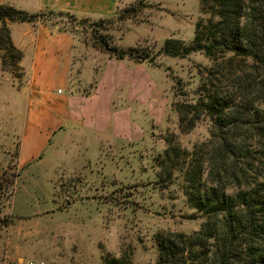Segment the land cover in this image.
<instances>
[{"label":"rangeland","instance_id":"obj_1","mask_svg":"<svg viewBox=\"0 0 264 264\" xmlns=\"http://www.w3.org/2000/svg\"><path fill=\"white\" fill-rule=\"evenodd\" d=\"M130 1L129 6L138 10L134 16L121 19L128 6L123 7L115 18L99 22L97 29L65 16H45V22L71 31L76 42L92 48L101 35L109 38L112 47H140L149 56L166 39L185 44L193 40L201 17L199 0ZM2 55L0 51V264H104L105 258L156 264L154 235H190L199 229L205 218L186 202L185 184L177 171L182 163L168 181L160 183L155 158L162 155L171 133L188 153L208 143V119L181 134L177 116L170 112L165 129L151 131L146 124L144 137L124 146L116 142L114 148L85 133L82 140L74 139L79 143L71 139L64 152L55 155L48 150L42 162L18 169L16 127L24 104L15 93L23 85L24 73L18 78L2 70ZM211 65L199 53L182 59L160 56L151 72L167 92L172 110V103L180 101L173 95L175 84L192 98L199 75ZM247 150L255 175L259 169L253 159L258 158L264 168V141H249ZM234 192L233 186L226 188V193Z\"/></svg>","mask_w":264,"mask_h":264},{"label":"trees","instance_id":"obj_2","mask_svg":"<svg viewBox=\"0 0 264 264\" xmlns=\"http://www.w3.org/2000/svg\"><path fill=\"white\" fill-rule=\"evenodd\" d=\"M199 5L201 17L189 44L166 39L149 56L140 47H112L109 38L98 35L93 48L115 60L151 67L160 56L182 59L199 53L212 61L199 75L192 98L175 84L173 95L180 101L171 106L181 134L208 119L209 142L188 153L171 133L162 155L155 158L160 183L168 181L182 163L177 171L185 184L186 202L205 221L190 235H154L156 264H264V168L258 158L253 159L259 169L253 174L247 150L249 141H264V0H199ZM137 12L128 6L119 17L129 19ZM45 16H65L79 24L62 12L29 14L0 4L2 70L18 78L23 73L22 53L12 44L6 23L45 22ZM99 22L103 20L90 25L97 29ZM228 186L235 192L226 193ZM104 264L125 263L105 258Z\"/></svg>","mask_w":264,"mask_h":264},{"label":"crops","instance_id":"obj_3","mask_svg":"<svg viewBox=\"0 0 264 264\" xmlns=\"http://www.w3.org/2000/svg\"><path fill=\"white\" fill-rule=\"evenodd\" d=\"M0 4L29 14L62 12L90 24L115 18L132 2L0 0ZM6 26L12 44L22 53L24 73L23 85L15 93L24 104L16 127L18 169L42 162L48 150L55 155L64 152L71 139L82 140L85 133L114 148L116 142L124 146L144 137L146 124L151 131L167 127L171 100L151 72L156 67L109 58L76 42L71 31L47 22Z\"/></svg>","mask_w":264,"mask_h":264},{"label":"water","instance_id":"obj_4","mask_svg":"<svg viewBox=\"0 0 264 264\" xmlns=\"http://www.w3.org/2000/svg\"><path fill=\"white\" fill-rule=\"evenodd\" d=\"M79 25L82 26L83 25V21H79Z\"/></svg>","mask_w":264,"mask_h":264},{"label":"built area","instance_id":"obj_5","mask_svg":"<svg viewBox=\"0 0 264 264\" xmlns=\"http://www.w3.org/2000/svg\"><path fill=\"white\" fill-rule=\"evenodd\" d=\"M28 264H31V263H28Z\"/></svg>","mask_w":264,"mask_h":264}]
</instances>
